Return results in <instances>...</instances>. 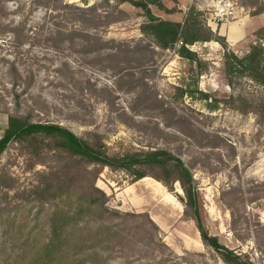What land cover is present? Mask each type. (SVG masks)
<instances>
[{
	"label": "rangeland",
	"instance_id": "rangeland-1",
	"mask_svg": "<svg viewBox=\"0 0 264 264\" xmlns=\"http://www.w3.org/2000/svg\"><path fill=\"white\" fill-rule=\"evenodd\" d=\"M232 1L243 11L226 27L238 26L244 34L241 41L232 44L225 38V48L215 41L195 43L188 47L196 55L197 62L192 63L174 50L153 47L154 54L146 58L143 70L132 69L131 75L120 76L104 68L97 53L84 54L78 38L73 44L61 43L57 33L81 27L73 8L93 6L102 21L96 29H87L89 34L104 41L148 44L151 39L141 33L146 22L141 9L125 2L117 6L121 15L107 18L105 11H113L114 0L106 2L109 7L105 0H0V139L8 113L32 108L33 121L58 124L78 138L89 131L98 132L110 154L167 150L192 167L198 214L207 232L251 264H264V120L259 125L253 112L243 114L235 108L240 96L264 106V87L236 74L229 76L224 68L225 53L241 58L250 44H256L254 33L264 26V13L252 16L241 0ZM160 2L171 12L150 5L154 16L182 22L193 8L204 27L220 35L221 25L208 26V15L190 0ZM20 24L23 27L16 35L7 32ZM18 35L25 39L21 46L15 43ZM12 61L23 76L33 77L25 92L21 86L12 88L7 73ZM136 83L145 85L136 87ZM200 92L208 95V102ZM198 129L217 132L233 146L235 157L230 158V150L225 148L209 151L195 146L190 133ZM26 160L11 146L0 157V169L16 180L15 189L7 192V204H2L9 213L0 218V264H24L32 239L42 238L44 210L36 222V203L14 195L34 185V173L44 169L36 164L27 170L34 159ZM203 164H207L204 169ZM95 185L108 197L110 209L147 214L158 228L157 237L169 249L151 255L143 248L140 252L139 246L132 255L113 254L109 264H173L175 257H181L177 264H225L202 245L195 223L182 217L178 183L168 192L150 177L133 182L121 172L103 169ZM232 186L244 200L233 207V217L220 200L221 192Z\"/></svg>",
	"mask_w": 264,
	"mask_h": 264
},
{
	"label": "trees",
	"instance_id": "trees-1",
	"mask_svg": "<svg viewBox=\"0 0 264 264\" xmlns=\"http://www.w3.org/2000/svg\"><path fill=\"white\" fill-rule=\"evenodd\" d=\"M114 1L113 11H105L104 15H121L117 6L125 2L141 9L146 17V22L141 25V33L151 39L150 43L137 41L130 45L127 42L104 41L96 34H89L86 30L96 29L102 21L93 6L73 8L81 27L78 30L59 31L57 40L73 44L78 38L84 54L97 53L101 57L99 61L104 63L103 67L120 76L131 75L132 69L143 70L146 58L154 54L153 47L174 50L190 63L197 62L195 53L188 48L195 43L215 41L221 47H226L225 38L204 27L199 20V13L193 8L182 22H177L152 14L150 5L166 13L171 12L163 7L160 0ZM106 2L108 0L104 3L109 7ZM45 3V7H48ZM241 5L252 10V16L264 13V0H241ZM64 7L69 8L68 5ZM22 27L20 24L7 29V32L16 35ZM20 37L16 36L17 46L25 42L24 37ZM254 37L256 44H250L243 57L239 58L232 52L224 54V68L229 76L236 74L238 78H246L256 86L264 87V26L254 33ZM8 64L7 73L12 88L21 86L23 92L28 90L32 85V75L23 76L14 61ZM136 84V87L145 85ZM200 96L208 102V95L200 92ZM237 101L239 106L235 108L240 113L253 112L257 123L262 124V103L241 96ZM32 113V108L25 113H19L18 109L8 113L7 128L0 139V157L11 146L18 149L19 155L25 156L28 161L34 159L27 165V170H32L36 164L44 166L43 170L34 173V185L14 194L15 198L26 203H36L39 208L35 215L36 222L37 216L44 210L42 238L32 239L29 246L25 243L30 254L24 259V264H109L113 254L124 252L132 255L139 246L140 252L143 248L150 251L151 255L169 251L157 237L158 228L147 214L121 213L108 207V197L95 185L103 169L121 172L133 182L150 177L161 183L168 192L172 191L174 183H178L184 206L182 217L195 223L202 245L213 251L225 264H251L245 256L229 250L216 236L207 232L198 214V189L192 177V167L185 165L179 157L163 149H138L110 154L98 132L89 131L84 138H78L58 124L33 121ZM194 134L198 137H194ZM190 136L195 139L193 143L198 148L209 151L225 148L230 150V158L235 157L233 146L217 132L198 129L192 130ZM202 166L204 169L207 164ZM15 183L16 180L4 168L0 169V218L9 213L8 207L2 204H7V192L15 189ZM235 187L222 191L220 196L222 203L231 210V217L235 216L233 207L244 203L243 194L237 195ZM180 258L175 257L176 262L173 264H177Z\"/></svg>",
	"mask_w": 264,
	"mask_h": 264
},
{
	"label": "built area",
	"instance_id": "built-area-1",
	"mask_svg": "<svg viewBox=\"0 0 264 264\" xmlns=\"http://www.w3.org/2000/svg\"><path fill=\"white\" fill-rule=\"evenodd\" d=\"M198 10L204 11L207 15L208 26L228 25L238 19L243 11L238 4L232 0H190ZM230 237V233H226Z\"/></svg>",
	"mask_w": 264,
	"mask_h": 264
},
{
	"label": "crops",
	"instance_id": "crops-1",
	"mask_svg": "<svg viewBox=\"0 0 264 264\" xmlns=\"http://www.w3.org/2000/svg\"><path fill=\"white\" fill-rule=\"evenodd\" d=\"M219 34L232 44L238 43L244 38V34L238 26L226 27V25H223L219 28Z\"/></svg>",
	"mask_w": 264,
	"mask_h": 264
}]
</instances>
